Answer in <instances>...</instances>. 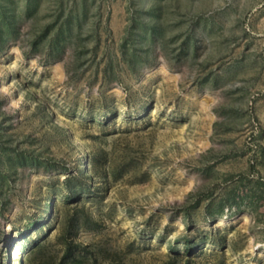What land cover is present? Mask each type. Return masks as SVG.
I'll return each instance as SVG.
<instances>
[{"label":"rangeland","instance_id":"rangeland-1","mask_svg":"<svg viewBox=\"0 0 264 264\" xmlns=\"http://www.w3.org/2000/svg\"><path fill=\"white\" fill-rule=\"evenodd\" d=\"M152 1L89 0L81 59L70 47L52 60L20 42L0 50L5 264H19L38 220L55 235L65 177L94 158L142 178L111 176L88 201L101 225L77 239L97 264H264V0H157L162 34L133 72L119 46ZM189 28L198 42L185 44ZM233 186L239 203L211 220L207 204Z\"/></svg>","mask_w":264,"mask_h":264},{"label":"trees","instance_id":"trees-1","mask_svg":"<svg viewBox=\"0 0 264 264\" xmlns=\"http://www.w3.org/2000/svg\"><path fill=\"white\" fill-rule=\"evenodd\" d=\"M43 2L44 0H0V50L11 43L20 42L22 46H26L28 52L41 53L48 60H52L61 58L70 47L81 59L85 50L82 46L81 32L76 35V31L83 29L84 21L89 15V0H55L56 7L51 14L52 20L48 22L43 21ZM147 12L151 17L145 20L141 9H137L138 14L136 12L133 14L131 27L119 46L121 60L133 72L139 71L142 67L144 53L147 50L151 54L155 52L158 37L162 34L158 21L161 3L153 0ZM152 17L155 19L154 24L151 23ZM188 31L191 34L185 39V44L189 38L198 39L194 28H189ZM145 40L150 41L148 49L144 47ZM111 65V62L108 63L107 69ZM91 164L92 169L84 167L69 172L65 177L63 185L66 191L60 194L65 201L58 203L57 232L51 236L43 230L44 224L40 220L35 222L33 225L36 226L32 231H39V234L35 237L31 235L24 237L21 254L17 259L19 264H86L88 259L97 264L95 251L77 239L80 229H98L101 225L100 221L87 210L88 201H94L92 199H95V194L102 190L111 176L128 175L133 179L131 181L135 182L142 181V178H136L137 171L130 173L127 164L121 165L114 174L113 171L108 172L107 168H103L97 158H94ZM142 175L146 176V172H142ZM96 176L101 178V182L95 181ZM201 195L199 194L191 206L200 204ZM238 203V191L233 186L225 195L219 196L216 202L213 200L209 202L206 211L210 219L214 220L223 215L227 206L231 207ZM1 240L0 236V242ZM193 247L192 243L187 244L188 253L193 251ZM8 258L9 256L0 255V264L7 263ZM185 259L187 264L192 261L191 257Z\"/></svg>","mask_w":264,"mask_h":264},{"label":"bare ground","instance_id":"bare-ground-1","mask_svg":"<svg viewBox=\"0 0 264 264\" xmlns=\"http://www.w3.org/2000/svg\"><path fill=\"white\" fill-rule=\"evenodd\" d=\"M11 248H12V246H11ZM11 251H12V255H13L12 257H13V258L16 257V255H17V248H12ZM12 257H11V258H12ZM17 262H19V261H17ZM16 264H17V263H16Z\"/></svg>","mask_w":264,"mask_h":264}]
</instances>
